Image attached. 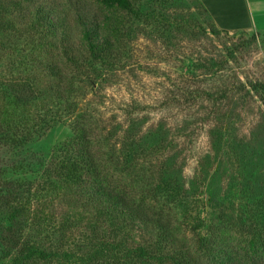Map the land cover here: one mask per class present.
<instances>
[{
    "label": "rangeland",
    "instance_id": "374dc122",
    "mask_svg": "<svg viewBox=\"0 0 264 264\" xmlns=\"http://www.w3.org/2000/svg\"><path fill=\"white\" fill-rule=\"evenodd\" d=\"M130 2L132 12L122 18L123 59L102 71L109 75L106 81L81 88L77 113L112 142L134 131L142 146L137 153L148 155L140 168L148 184L176 176L181 184L170 198L167 186L154 190L158 203L150 202V223L128 227L121 220L105 221L98 223V233L131 248L155 236L152 226L161 217L168 226L166 241L176 248L199 250L201 236L223 230L240 249L251 226H264L255 212L248 213L253 203H264V37L219 30L199 0ZM38 5H48L71 45L105 11L101 0H0V19L16 20L15 30L23 31L19 21L29 23L24 14ZM17 38L11 36L13 52L0 54V102L3 76L19 70L16 62L30 67L36 56L29 54L38 50L34 39ZM37 78L45 90L51 78L46 72ZM22 104L32 109L44 103L38 97ZM52 110L53 103L50 113H35L46 114L47 123L34 127L38 132L23 146H1L0 138V264L33 262H21L17 251L5 247L9 228L18 229L20 243L54 251L57 264L72 262L86 241L90 217L78 198H71L77 188L67 187L51 165L65 157L71 119L54 121ZM157 148L160 154L153 157Z\"/></svg>",
    "mask_w": 264,
    "mask_h": 264
},
{
    "label": "trees",
    "instance_id": "16d2710c",
    "mask_svg": "<svg viewBox=\"0 0 264 264\" xmlns=\"http://www.w3.org/2000/svg\"><path fill=\"white\" fill-rule=\"evenodd\" d=\"M101 1L105 11L95 18L93 24L82 29L77 44L72 45L67 41L68 34L61 21L58 18L54 20L50 10H47L48 5H45L47 8L43 5L34 6V9L26 11L25 18L30 22L19 21L23 31L15 30L16 20H8L5 16L2 18V15L0 19V28L4 30V42L0 40V54L1 51L13 52L15 39H11V36L18 37L17 40L21 36L27 40L34 39L38 49L35 50L36 54H29L36 56L30 67L25 62H16L19 70L14 74L11 72L8 77L3 76L0 102L1 146L6 143L9 146H23L28 142L32 133L38 132L34 127L40 128L47 123L46 114L42 118L37 115L41 111L50 113L51 103L53 110L50 119H71L73 136L65 145V157L63 160L52 159L51 165H54L53 169L64 179L67 187L77 188L71 198H78L81 205L85 206V215L90 220L88 235L80 247V253L75 255L72 262L64 261V264H264V226L260 224L249 228V236L240 249L231 246L232 240L230 236H223L226 233L223 230H219L222 233L209 234L208 237L201 236L197 240L199 250L176 248L173 241L172 244L166 241L168 226L162 223L161 217L155 219L156 224L152 226L155 236L131 248H124L120 243H114L98 233V223L105 224V221L114 223L121 220L128 227L136 222L150 223L151 220L146 218L148 210L152 208L150 202L158 203L154 190L157 192L159 185H165L169 189L166 195L170 198L171 193L181 184L177 183L181 179L179 176L162 181L157 178L158 185L148 184L141 177L140 171L148 155L137 153L138 146H142L135 143V132L127 131L118 138L120 141L112 142L109 138L111 136L97 135L96 126L88 122L83 114L77 113L76 99L81 96V88L92 89L100 81H106L109 75L102 71L111 70L123 59L124 52L120 49L125 35L122 18L132 12V4L130 0ZM17 11L23 16L22 8ZM114 13L118 14L115 16ZM21 16L19 19L22 20ZM211 32L216 34L217 31L212 29ZM4 43L7 46L3 48ZM33 71L37 77L46 72L51 78L45 90L37 85L39 80L31 75ZM261 87L264 88V85ZM38 97L44 104H34L33 110L21 105L26 100ZM174 99L171 97L170 102ZM166 135L161 138V143L166 141ZM160 149L153 151V157L160 154ZM261 202L262 206L258 202L253 203L248 213L255 212L259 221H264V203ZM20 208L24 210V206ZM5 234V247L17 251L22 259L19 258V262L32 260L31 264H55L59 258L54 251L47 253V249L29 246L27 242L20 243L16 227L7 229Z\"/></svg>",
    "mask_w": 264,
    "mask_h": 264
},
{
    "label": "crops",
    "instance_id": "0c3cea01",
    "mask_svg": "<svg viewBox=\"0 0 264 264\" xmlns=\"http://www.w3.org/2000/svg\"><path fill=\"white\" fill-rule=\"evenodd\" d=\"M213 24L228 32L264 37V0H199Z\"/></svg>",
    "mask_w": 264,
    "mask_h": 264
}]
</instances>
